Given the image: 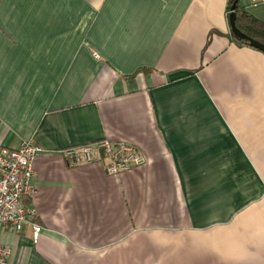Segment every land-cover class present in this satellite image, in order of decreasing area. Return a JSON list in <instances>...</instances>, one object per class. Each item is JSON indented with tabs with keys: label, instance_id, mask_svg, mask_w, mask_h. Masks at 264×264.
<instances>
[{
	"label": "crops",
	"instance_id": "crops-1",
	"mask_svg": "<svg viewBox=\"0 0 264 264\" xmlns=\"http://www.w3.org/2000/svg\"><path fill=\"white\" fill-rule=\"evenodd\" d=\"M231 33L229 0H0V148H42L9 264H264V51ZM104 139L147 162L69 164Z\"/></svg>",
	"mask_w": 264,
	"mask_h": 264
},
{
	"label": "built area",
	"instance_id": "built-area-1",
	"mask_svg": "<svg viewBox=\"0 0 264 264\" xmlns=\"http://www.w3.org/2000/svg\"><path fill=\"white\" fill-rule=\"evenodd\" d=\"M41 152L42 148L34 140H25L14 149L0 148V264H9L12 253L10 246L2 243L1 234L7 229L20 231L33 214L25 197L37 193L33 178L35 160ZM65 153L69 164L98 162L104 165L107 174L114 177L147 162L136 146L121 140L104 139L70 148ZM30 223L37 240L43 228L37 222Z\"/></svg>",
	"mask_w": 264,
	"mask_h": 264
},
{
	"label": "trees",
	"instance_id": "trees-1",
	"mask_svg": "<svg viewBox=\"0 0 264 264\" xmlns=\"http://www.w3.org/2000/svg\"><path fill=\"white\" fill-rule=\"evenodd\" d=\"M237 0H229V10ZM235 24L239 30L247 34L249 37L258 41L261 44H264V20H261L248 12L245 7L241 6L240 0H238L235 8ZM230 18V13H229ZM231 38L237 44L249 45L247 40H243L237 37L233 32L231 33ZM253 47V46H252ZM256 48V47H255ZM259 49V48H257ZM261 50V49H260ZM26 202V201H25Z\"/></svg>",
	"mask_w": 264,
	"mask_h": 264
},
{
	"label": "water",
	"instance_id": "water-1",
	"mask_svg": "<svg viewBox=\"0 0 264 264\" xmlns=\"http://www.w3.org/2000/svg\"><path fill=\"white\" fill-rule=\"evenodd\" d=\"M237 2H238V0L233 4V6L231 8L230 18H229V22H230V26H231L232 32L237 37H239V38H241L243 40H247L251 46L259 48L262 51H264V44L259 43L258 41H256L253 38L249 37L247 34L243 33L241 30H239L237 28V26L235 24V19H236L235 8H236Z\"/></svg>",
	"mask_w": 264,
	"mask_h": 264
}]
</instances>
